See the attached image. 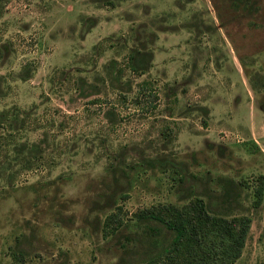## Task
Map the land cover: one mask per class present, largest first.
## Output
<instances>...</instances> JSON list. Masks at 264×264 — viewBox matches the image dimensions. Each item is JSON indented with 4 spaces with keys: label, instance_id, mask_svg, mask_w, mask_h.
I'll return each instance as SVG.
<instances>
[{
    "label": "rangeland",
    "instance_id": "obj_1",
    "mask_svg": "<svg viewBox=\"0 0 264 264\" xmlns=\"http://www.w3.org/2000/svg\"><path fill=\"white\" fill-rule=\"evenodd\" d=\"M133 49L151 52L141 73ZM146 157L212 195L241 180L231 264H264V0H0V264H117L103 195L115 184L126 212L181 199Z\"/></svg>",
    "mask_w": 264,
    "mask_h": 264
},
{
    "label": "trees",
    "instance_id": "obj_2",
    "mask_svg": "<svg viewBox=\"0 0 264 264\" xmlns=\"http://www.w3.org/2000/svg\"><path fill=\"white\" fill-rule=\"evenodd\" d=\"M88 19L93 21L91 17ZM148 54L151 52L129 51L128 67L143 72L150 59ZM140 163L148 166L157 163L163 171L171 168L176 174L173 179L177 188L182 190L181 199L157 201L126 212L119 199L128 195L119 191L113 181L114 187L103 195L101 214H95L93 222L102 238L114 239L120 247L117 264H231L240 256L250 216L230 212V206L233 187L242 184L241 180L217 176L221 190L212 195L198 179L189 184L185 164L181 162L146 157ZM253 194V202L257 204L262 196L261 175ZM13 256L18 259L19 253L13 252Z\"/></svg>",
    "mask_w": 264,
    "mask_h": 264
}]
</instances>
